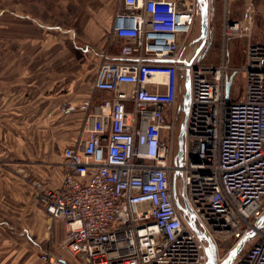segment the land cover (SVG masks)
Masks as SVG:
<instances>
[{
    "label": "built area",
    "instance_id": "2783aa9c",
    "mask_svg": "<svg viewBox=\"0 0 264 264\" xmlns=\"http://www.w3.org/2000/svg\"><path fill=\"white\" fill-rule=\"evenodd\" d=\"M114 57L100 53L91 91L79 106L78 134L61 151L57 188L29 178L35 207L51 224L62 220L58 254H38L42 264H206L202 241L178 209L173 174L181 173L184 203L212 242L217 262L251 231L255 240L235 264H264V39L250 40L252 0H222L221 36H246L244 63L202 65L206 45L185 55L196 0H117ZM212 0H210L211 3ZM242 1L243 20L229 18ZM248 31L247 33H243ZM244 83L235 89L236 73ZM189 77L180 166L177 145L164 142ZM232 77L226 94V83ZM219 244L224 245L220 253ZM64 256L72 261L68 262Z\"/></svg>",
    "mask_w": 264,
    "mask_h": 264
},
{
    "label": "rangeland",
    "instance_id": "374dc122",
    "mask_svg": "<svg viewBox=\"0 0 264 264\" xmlns=\"http://www.w3.org/2000/svg\"><path fill=\"white\" fill-rule=\"evenodd\" d=\"M238 2L242 3V1ZM112 4L116 8V12L121 8L117 0H112ZM258 7L262 9L250 28L251 37L249 39L251 41L264 39V3L260 2ZM221 13L220 11L217 15L218 21L214 20L211 25L209 22L208 41L210 43L204 51L200 64L218 65L224 54V62L229 67L237 68L245 61L249 39L246 36L227 37L223 41L219 19ZM69 15L59 0H52L50 11L45 13V23L47 26H51V29L35 26L33 30L36 44L30 46L28 51L34 54L35 58L29 62L20 61L19 76L12 77L11 71H4V102L3 107L0 108L2 116L0 117V160L2 159V163H5V160L12 161L6 164L19 167V173L25 175L27 180L35 178L40 181L37 176H34L32 165H36L38 170L40 164L46 162L51 163L52 167L59 170L61 151L77 136L82 123V116L80 125L76 124V117H64L66 111L62 107L60 108L59 101L64 98L67 91L57 86L56 83L63 80H74L78 70L81 69L80 65L88 62L85 55L92 57L104 51L103 39L106 44L113 42L112 21L108 29L104 23L100 22L99 27L95 30L97 33L99 32V35L93 32L95 36L92 35L94 41L91 42L89 39L91 32L79 27L76 22L70 20ZM3 36L9 38L10 34ZM198 37L199 15H197L192 34L186 42L185 55L196 48L199 42ZM113 45V50L110 51L117 50L118 43L115 42ZM26 49L27 45L21 44L20 52H25ZM12 50L10 43L0 44V52H11ZM96 57L98 58V56ZM13 83L14 89L16 85L18 87L12 92L11 84ZM233 86V90L239 92L237 97L240 98L239 95L242 96L244 93V83L239 72L234 76ZM184 90L183 76L181 93L173 113L169 112L166 116V122L170 129L162 133L164 142L171 146L173 151L176 149L184 117L182 109ZM77 109L80 112L79 107ZM28 155L29 157H27ZM219 248L222 253L224 245L219 244Z\"/></svg>",
    "mask_w": 264,
    "mask_h": 264
},
{
    "label": "crops",
    "instance_id": "0c3cea01",
    "mask_svg": "<svg viewBox=\"0 0 264 264\" xmlns=\"http://www.w3.org/2000/svg\"><path fill=\"white\" fill-rule=\"evenodd\" d=\"M59 2L64 5L67 14H70V20L76 22L79 27L88 29L91 32L89 36L91 42L94 41L92 37V35L95 36L94 33L99 35V32L97 33L95 30L99 27L100 22L105 24L106 29L110 27L111 21L112 26L114 24L113 15L116 13V8L113 7L112 0H59ZM260 2L263 4L264 0H252L254 20L262 9L258 7ZM51 7L52 0H0V34L2 35L0 44L10 43L13 48L11 52H0V108L3 107L4 102V71H11V75L14 77L19 74L18 68L21 60L29 62L35 58V55L28 51L30 46L36 44L33 30L35 26L42 29H51V26H47L45 23V13L49 12ZM209 8L210 25L214 20L218 21L217 15L221 11V17L219 18L221 26L223 17L222 0H212ZM245 14L246 7L243 2L235 1L228 4L227 16L229 18L243 20ZM4 34H10V37L4 38ZM102 42V46L104 45L103 50L114 57L117 50L110 51L114 45L111 42L106 44L104 39ZM21 44L23 46L27 45V49L22 53L20 52ZM99 55L90 56L91 58L85 55L88 62L80 65L81 69L78 70L74 80H63L56 83L57 86L67 91L64 98L59 101L60 108L62 107L66 111L64 117H76L75 122L78 125L81 123L82 114L78 112L77 107L81 103L90 98L101 100L109 97L108 93H92L91 91ZM11 85L13 92L18 86L16 85L14 89V83ZM67 108H69V111L66 110ZM0 117H2L1 114ZM1 160L0 264H42L38 260L39 253L49 250L55 255L58 254V245L65 236L64 223L62 220H55L50 224L44 211L34 205V190L31 182L25 179V175L19 173V167L16 168L6 164L12 161L5 160V163H2ZM58 165L59 170L52 167L51 163L46 162H42L38 170L36 165L31 167L32 172L35 173L34 176H37L43 185L49 188H57L63 171L61 163ZM64 258L68 262L72 261L66 256ZM71 264H74V261Z\"/></svg>",
    "mask_w": 264,
    "mask_h": 264
},
{
    "label": "water",
    "instance_id": "95a60500",
    "mask_svg": "<svg viewBox=\"0 0 264 264\" xmlns=\"http://www.w3.org/2000/svg\"><path fill=\"white\" fill-rule=\"evenodd\" d=\"M198 15H199V42L200 48L204 45L207 48L209 46L208 35H209V10H210V0H196ZM232 77L226 83V94L228 93L229 87L231 85ZM184 97L182 101V109H183V121L179 130L178 139H177V166H180V158H181V141L185 131V121L187 115V102L189 101L190 95V86H189V77L186 73L184 75ZM182 182H181V173L180 171H176L173 174V186H174V195L175 201L178 209L181 211L187 222L191 225L194 232L197 234L199 239L205 246L207 260L206 264H235L236 261L242 256V254L248 249L251 243L256 238V233L254 231L249 232L230 252L229 254L220 262H217V256L215 253L214 246L206 234L201 230L198 226L194 218L191 216L189 210L187 209L184 199L182 196ZM256 230L264 229V215L262 218L254 225Z\"/></svg>",
    "mask_w": 264,
    "mask_h": 264
}]
</instances>
